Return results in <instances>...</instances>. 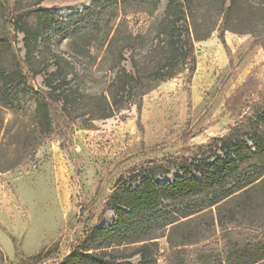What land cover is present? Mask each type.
Here are the masks:
<instances>
[{
    "label": "rangeland",
    "instance_id": "rangeland-1",
    "mask_svg": "<svg viewBox=\"0 0 264 264\" xmlns=\"http://www.w3.org/2000/svg\"><path fill=\"white\" fill-rule=\"evenodd\" d=\"M81 1L0 0V72L15 77L17 94L9 104L0 102L2 264L60 263L93 225L112 227L115 215L105 210L110 194L122 186L135 189L140 178H129L153 165L164 169L155 183L181 174L179 164L164 168L168 160L193 166L191 174L199 178L202 151L235 123L223 107L226 98L248 74L264 86V0H183L195 59L191 76L181 59L167 65L169 0H117L98 17L66 21L81 13L70 12ZM27 8L57 16L31 67L46 62L51 71L54 55L63 56L72 67L64 87L80 92L70 105L74 124L46 135L35 121L46 71H28L16 25ZM181 24L174 33L180 40ZM120 69L135 80L116 88ZM168 73L173 76L160 79ZM245 142L254 149L250 138ZM260 179L179 218L172 239L192 244L171 247L170 225L157 221L104 250L117 264L136 263L132 250L155 241L156 264H264V175Z\"/></svg>",
    "mask_w": 264,
    "mask_h": 264
},
{
    "label": "trees",
    "instance_id": "trees-1",
    "mask_svg": "<svg viewBox=\"0 0 264 264\" xmlns=\"http://www.w3.org/2000/svg\"><path fill=\"white\" fill-rule=\"evenodd\" d=\"M116 1L91 0L89 6L81 13L71 14L65 20L98 17L109 4ZM184 1L169 0L163 25L169 32L167 65L171 66L174 61L181 59L188 66V75L191 76L194 72L195 59L193 41L185 24ZM186 1L188 3V0ZM56 19L57 16L50 12L27 8L21 11L16 22L18 30L23 34L24 63L30 67L28 71L32 72V76L40 73L41 69L46 71L44 86L47 89L38 90L35 101L36 126L42 135L52 132L53 129L62 130L72 126L74 120L70 115V105L80 98L78 89L64 87L72 67L63 56L54 55L51 64L54 68L51 71H47L49 64L46 62L40 64V68L31 67L35 60L36 47ZM178 21H182L181 32L184 36L182 40L174 37L178 29L176 26ZM172 76L173 73H168L160 79ZM134 80L135 78L124 69H120L114 84L116 88H122ZM15 82L16 79L12 74L0 72L1 103L9 104L16 97V91L13 90ZM263 95L264 86L259 78L248 74L243 83L224 102V109L235 123L229 126L224 135L213 139L202 151L203 170L198 172L200 177L191 174L193 166L175 160H168L164 167L172 168L180 165L181 174L175 176L171 182L162 184L154 182L156 176L164 170L158 165L151 166L147 172L141 171L131 176L129 179L132 181L140 178L139 185L135 189L126 186L115 189L105 204V210H112L116 218L112 227L106 229L93 225L77 248L58 264H117L114 254L104 250V247L110 246L115 241L119 243L123 235H135L149 230L152 227L151 223L157 221H161L162 226L170 225L167 241L171 247L192 244L187 240L172 239V232L179 228L176 223L179 218H187L218 205L264 175V101L259 98ZM248 107L250 113L245 111ZM108 109L109 112L102 115V118L110 115L111 110ZM247 137L254 143L253 150L245 142ZM217 151L221 152L222 156L217 154ZM218 223L222 226L221 222ZM155 245V241L142 242L130 253L131 257L139 255L136 263L124 261L119 264H156L153 248ZM2 262L3 256L0 250V264Z\"/></svg>",
    "mask_w": 264,
    "mask_h": 264
},
{
    "label": "bare ground",
    "instance_id": "bare-ground-1",
    "mask_svg": "<svg viewBox=\"0 0 264 264\" xmlns=\"http://www.w3.org/2000/svg\"><path fill=\"white\" fill-rule=\"evenodd\" d=\"M80 1V0H79ZM88 0H84V1H81V2H79L78 4H76L75 6L76 7H74V10H72V11H70V12H79V11H81L83 8H85L87 5H88V2H87ZM70 6V5H69ZM72 7V6H71ZM63 12V11H62ZM65 12H67V11H65ZM63 14H65V13H63Z\"/></svg>",
    "mask_w": 264,
    "mask_h": 264
},
{
    "label": "water",
    "instance_id": "water-1",
    "mask_svg": "<svg viewBox=\"0 0 264 264\" xmlns=\"http://www.w3.org/2000/svg\"><path fill=\"white\" fill-rule=\"evenodd\" d=\"M89 4H90V2H89ZM89 4H88L86 7H88V6H89ZM82 10H83V9H82ZM82 10H81V11H82Z\"/></svg>",
    "mask_w": 264,
    "mask_h": 264
}]
</instances>
